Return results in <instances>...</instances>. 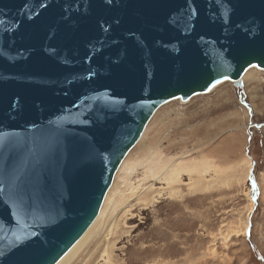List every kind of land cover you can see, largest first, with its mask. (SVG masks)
<instances>
[{"label": "water", "instance_id": "1", "mask_svg": "<svg viewBox=\"0 0 264 264\" xmlns=\"http://www.w3.org/2000/svg\"><path fill=\"white\" fill-rule=\"evenodd\" d=\"M250 67L264 0H0V264H54L156 109Z\"/></svg>", "mask_w": 264, "mask_h": 264}, {"label": "rangeland", "instance_id": "2", "mask_svg": "<svg viewBox=\"0 0 264 264\" xmlns=\"http://www.w3.org/2000/svg\"><path fill=\"white\" fill-rule=\"evenodd\" d=\"M141 135L73 264H264V70L162 104Z\"/></svg>", "mask_w": 264, "mask_h": 264}, {"label": "bare ground", "instance_id": "3", "mask_svg": "<svg viewBox=\"0 0 264 264\" xmlns=\"http://www.w3.org/2000/svg\"><path fill=\"white\" fill-rule=\"evenodd\" d=\"M252 68V67H250ZM249 69V68H248ZM247 69V70H248ZM246 72V71H245ZM244 72V73H245ZM244 74L241 77V81L243 79ZM233 82V81H232ZM180 100V99H179ZM187 101V100H186ZM184 102V101H183ZM142 136V135H141ZM125 160L123 159L121 164L118 167V171H120L122 169V167L124 166ZM164 175V174H163ZM178 182V181H177ZM225 182V181H224ZM210 184V183H209ZM152 185V184H151ZM210 186V185H209ZM198 188V187H197ZM208 185H202V188L199 187V189L201 190H207ZM110 191V190H109ZM110 193V192H109ZM108 192L106 193V196L103 200V203L100 207V210L96 216V218L93 220V222L90 224V226L86 229V231L79 237V239L54 263V264H73V262L78 258L79 253L81 248L85 245L86 240L89 238L90 233L92 231V228L96 225V223H98V221L102 218V216L104 215V207H106L107 205V201H108ZM112 226V224H111ZM111 226L108 228L107 233L111 230ZM106 237V236H105ZM90 239V238H89Z\"/></svg>", "mask_w": 264, "mask_h": 264}]
</instances>
